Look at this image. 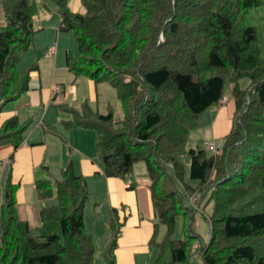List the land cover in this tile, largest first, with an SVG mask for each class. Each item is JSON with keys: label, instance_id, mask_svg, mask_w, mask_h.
Returning <instances> with one entry per match:
<instances>
[{"label": "trees", "instance_id": "trees-1", "mask_svg": "<svg viewBox=\"0 0 264 264\" xmlns=\"http://www.w3.org/2000/svg\"><path fill=\"white\" fill-rule=\"evenodd\" d=\"M50 1L76 42L77 56L66 57L67 69L112 85L123 111L119 119L112 111L99 114L84 104L88 110L70 109L73 117L65 123L94 130L106 176L124 179L135 163L144 162L156 220L149 240L157 250L152 264H185L194 253L201 264H264V209H234L251 191L264 188V60L255 28L243 22L246 11L264 0H79L83 10L76 11L68 0ZM0 9L1 112L28 90L33 68L18 78L15 51L32 43L38 8L34 0H0ZM243 78L247 82L241 87ZM227 84L234 121L218 153L207 155L198 146L187 150L189 176L197 185L184 186L208 195L211 203L208 241L194 248L192 215L185 239L168 237L175 216L182 213L188 222L193 211L183 206L169 181H183L179 156L188 135L199 126V114L223 97ZM29 123L6 119L0 146L9 143L16 150ZM34 185L45 202L35 228L17 215V184L10 174L3 185L0 264H91L93 241L83 227V176L68 163L58 179H37ZM158 223L167 228L161 242L155 241ZM117 234L114 226L107 264H115ZM165 242L169 260L163 257Z\"/></svg>", "mask_w": 264, "mask_h": 264}, {"label": "crops", "instance_id": "crops-1", "mask_svg": "<svg viewBox=\"0 0 264 264\" xmlns=\"http://www.w3.org/2000/svg\"><path fill=\"white\" fill-rule=\"evenodd\" d=\"M76 10L77 8H74L73 11ZM49 49L50 47L44 51L40 65L44 58H52L55 55L56 47L53 55H47ZM39 68L38 65L35 66L28 74L29 81L26 92L30 94V97H35L31 98L30 103L26 101V104L19 103V106L15 103L17 100L7 102L0 112V126L6 119L14 116L19 122L30 119L34 122V127H44L47 124L49 132L52 124L46 123V111L43 112L42 108L41 111L37 109L40 104L45 108L51 103L54 106L62 105L64 114L61 118L63 120L60 121L62 123L66 120L63 122L64 126H61V131L57 134L56 143H54L59 148V160L66 163L63 167L70 163L73 171L83 176L87 193L86 201L96 203L91 217L100 220V223H105L106 233L102 238L103 243L107 244L109 239H112V236L109 237L110 223H115L117 226L118 234L112 250L114 263L152 264L157 252L154 250L156 248L149 244V240L156 220L145 173L142 170L137 173L132 170L131 176L124 179L106 176L95 147L96 134L93 132L94 130L80 126L74 128L65 126V122L70 120V113H73L70 109L77 110L74 108V104L75 107L80 104V110L81 105L87 104L94 112H100L99 114L108 112L109 109L106 108L105 112L103 109L107 107L106 92L110 93V91L105 90L103 94L105 99H100V88L104 86L101 82H95L88 77L85 80L73 73L74 78L71 81H61L62 79L50 81V83L49 81H40ZM77 77L81 81H76ZM54 85L58 86V92L52 94L51 88ZM75 85L85 86L84 99L78 97L74 99L71 96L70 92L75 90ZM223 96L226 97L224 103H217L198 116L199 128L197 131L202 129L205 135L204 141L210 140L218 150L222 145L223 138L233 126L235 113V104L230 91ZM32 104H35L36 109ZM110 111L113 113V109ZM190 133L186 142L188 148L196 146L190 144ZM45 135V131H42L41 135L36 133L34 137L28 132L25 133L21 145L16 150L9 143L0 146V201L1 189L10 174L11 182L17 184L15 191L17 215L20 219L27 221L32 228L40 225L39 210L44 205V202L37 196L34 183L37 179L47 178H38L35 171L41 168L43 173L49 175L48 165L55 161L53 158L46 157L48 143ZM50 142L53 140L50 139ZM131 182L136 184L129 188L128 185ZM156 228L158 229V225ZM156 236L157 233L155 241ZM108 249L107 251H109ZM195 254L185 264H201L199 255L195 256Z\"/></svg>", "mask_w": 264, "mask_h": 264}, {"label": "rangeland", "instance_id": "rangeland-1", "mask_svg": "<svg viewBox=\"0 0 264 264\" xmlns=\"http://www.w3.org/2000/svg\"><path fill=\"white\" fill-rule=\"evenodd\" d=\"M34 3L37 5L38 10L33 17V28L35 29V32L33 34L32 43L24 51H18V50L15 51V54L18 56V62L16 64L17 76L18 78H21L27 70L34 68L35 66L37 67L38 65V67H40L38 69L40 81H49V83L50 81H58V79H62L61 81H71L74 78L73 75L74 73L72 74L71 71H68L67 67L65 66V62L67 56L70 57L77 56V46L74 40L73 31L70 29L60 30L61 27L60 18L56 12V8L54 4L50 0H34ZM67 6L71 10H74V8H77V10H83L79 0H68ZM1 22H3V20L0 9V23ZM243 22L246 25H250L255 28L257 44L260 50V58L264 60V4L249 8L245 13ZM49 47L50 48L56 47V53L52 58H44L43 62H41L40 65V60L43 58V53ZM53 69H56L58 71H54ZM78 76L83 77V79L85 80L87 79V76L83 74H79ZM76 81H81V80L79 77H77ZM100 82L102 83V86L104 85L103 87L100 88L101 89L100 99H105L103 97L105 90L110 91V93L106 92L107 107L103 109L104 112L107 109H109L108 112H110V110L113 109L114 117L120 119L123 116V111L121 108L120 101L116 97L114 87L107 82L105 83L104 81H100ZM246 82L247 80L243 78L239 81V85L243 87L246 84ZM229 87H230L229 84L225 86V93L229 91ZM84 91H86L84 85L79 87L75 85V90L73 89L70 92V94L74 99L77 97L84 99V95H83ZM32 97L35 96L30 97V94L24 92L17 99H15L17 100V102L15 103H17L18 106L19 103L26 104V101L30 103ZM79 105L75 107L74 104V108H76L78 111L80 110ZM32 106L36 109L35 104L34 105L32 104ZM81 107H84V105H81ZM41 108L43 112L46 111L45 114L46 123L48 122L52 124L49 129L50 131L48 132L47 124L44 127L42 126L34 127L35 126L34 122L30 120V123L28 124L25 133L28 132L29 134L32 135V137H34L36 133H39V135H41L42 131L46 132L45 138L48 143V148L46 150V157L53 158L55 159V161L50 165H48L49 168L48 170L50 172L49 175H47L45 172L43 173L41 168H38L35 172L38 175V178L47 177L54 181L59 178V174H58L59 168H62L66 164V163H62L59 160V156H60L58 154L59 148H57L56 144H54L57 141V137H58L57 134L58 132L61 131V126L62 125L64 126L63 122L66 119L61 123L60 120H63L61 118L62 115L64 114V109L62 105L54 106L53 103H51L48 104V106L45 108L43 105L40 104L39 109L37 110L41 111ZM84 108L88 110L87 107ZM70 114L71 115H69V119L73 117V113ZM74 127L75 126L70 128H74ZM198 128L199 126L195 130L191 131L189 136L190 144L191 145L194 144L199 148H204V143L211 141L210 140L204 141L205 135L202 129H199L197 131ZM50 139L53 140V142H50ZM187 150L188 147H186L185 150L179 156V160L181 161L184 170L183 181L175 180L173 184H171L169 181V186L175 187L178 194L181 195L183 206L187 207L188 209L193 208V211L189 212V214L187 215L188 222L185 221L186 215H183L182 213H178L175 216L173 231L170 233L168 237L169 239L172 240L185 239L188 235L186 229L187 226L190 224L189 217L192 215L190 230L197 236V238L193 241V247L197 248L199 245L206 243L209 238L210 224L208 221V217L211 212V203L206 202L208 195L205 194L201 196V194L198 191H191V190L188 191L184 186V183L192 187H195L197 185L196 180L190 178L189 176V156ZM205 153L207 155H210L213 152L205 149ZM141 170L145 173V164L143 161H138L137 163L134 164L133 171L137 173ZM256 194H258V196L260 197L255 198ZM190 197L192 198L194 197L198 199L199 200L198 203L192 204ZM1 198H2V189H1ZM95 204L96 203L88 202L85 200L83 206L84 228L86 232H88L91 235L93 241V254H92L91 264H107L108 263L107 249L109 247L111 239H109L110 241H108L107 244L103 243L104 240L102 238L106 233V229L104 227L105 223L103 222L100 223L101 222L100 220L91 217ZM197 205L198 207H196ZM238 207L243 209V211L246 213L260 211L264 209V188L262 190L251 191L244 199L240 200L234 206V209ZM157 225H158V229L156 231L157 232L156 242H161L162 238L167 233V228L166 225L163 223H158ZM114 226H116L115 223H110L111 232L109 234V237L113 236ZM164 246L165 247L163 248V254H164L163 257L165 260H169L170 251H169L168 242H165ZM154 250L157 252L156 249Z\"/></svg>", "mask_w": 264, "mask_h": 264}, {"label": "built area", "instance_id": "built-area-1", "mask_svg": "<svg viewBox=\"0 0 264 264\" xmlns=\"http://www.w3.org/2000/svg\"><path fill=\"white\" fill-rule=\"evenodd\" d=\"M53 53H54V48H50L49 50H48V53H47V55H53ZM58 92V86L57 85H54V86H52V88H51V93L52 94H55V93H57ZM225 99H226V97L225 96H223L219 101H218V103H224L225 102ZM204 148L206 149V150H210V151H212L213 153H218V149L217 148H215V146H214V144L212 143V142H205L204 143ZM190 200H191V202H192V204L196 201V198H192V197H190Z\"/></svg>", "mask_w": 264, "mask_h": 264}, {"label": "water", "instance_id": "water-1", "mask_svg": "<svg viewBox=\"0 0 264 264\" xmlns=\"http://www.w3.org/2000/svg\"><path fill=\"white\" fill-rule=\"evenodd\" d=\"M67 28L66 27H64V26H61L60 27V30H66ZM189 222H190V217H189ZM187 228H188V226H187Z\"/></svg>", "mask_w": 264, "mask_h": 264}]
</instances>
